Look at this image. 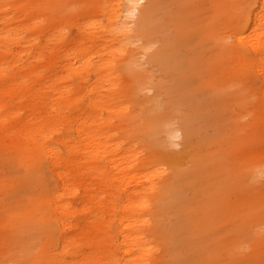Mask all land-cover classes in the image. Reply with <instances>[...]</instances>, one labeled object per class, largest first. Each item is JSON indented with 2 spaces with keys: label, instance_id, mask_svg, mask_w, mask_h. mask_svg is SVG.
<instances>
[{
  "label": "rangeland",
  "instance_id": "1",
  "mask_svg": "<svg viewBox=\"0 0 264 264\" xmlns=\"http://www.w3.org/2000/svg\"><path fill=\"white\" fill-rule=\"evenodd\" d=\"M14 1L7 13L0 12L8 17L0 30L23 37L19 45L0 43L9 67L8 77L0 74V91H11L0 110V264L115 262L110 248L97 245L102 213L91 222L79 211L84 190L104 197L107 210L116 195L117 205L109 211L118 217L119 206L139 196H121L123 183L116 181L104 182L102 189L100 176L85 168L89 151L76 161L61 142L81 140L65 117L94 116L105 122L102 140L122 145L114 157L137 155L135 173L150 178L144 185L153 187L147 196L151 206L143 218L157 253L148 264H264V79L251 53L245 55L254 63L242 64L222 42L226 37L232 44L231 22L246 18L253 0H147L138 16L127 19L134 28L131 38L107 32L111 0H31L30 6ZM96 20L102 33L90 28ZM168 41L171 61L151 58ZM84 46L89 49L82 55ZM98 51L105 59L114 52L116 72L110 75L120 84L109 110L104 108L108 86L98 90L107 71L86 81L64 68L74 56L85 61ZM89 87L96 88V109L87 104ZM174 130L180 131L177 137ZM40 141L67 159L75 195L62 191L48 160L36 166L32 151ZM100 166L111 171L105 162ZM55 201L69 202L76 211L69 217L66 248L58 243L57 218L63 215ZM43 250L51 252L52 262L42 258ZM104 254L110 260L103 261Z\"/></svg>",
  "mask_w": 264,
  "mask_h": 264
},
{
  "label": "bare ground",
  "instance_id": "2",
  "mask_svg": "<svg viewBox=\"0 0 264 264\" xmlns=\"http://www.w3.org/2000/svg\"><path fill=\"white\" fill-rule=\"evenodd\" d=\"M20 1V0H17ZM22 1V0H21ZM112 3L110 5V11L108 12V7H102V2H100L98 7H102L104 11L108 12V25L107 32H112L111 35L118 33V31L122 32V36L126 38H131L134 34V28L127 21L128 18H135L138 16V12L140 9L142 11V5L146 3L147 0H111ZM252 6L248 9V15L246 18H238L236 17L231 22V29H228V37L232 40V44H227L224 38H222V42L225 45L230 46L227 50L232 51L235 54H238V61H241L242 64H253V60L249 59V56L245 55L246 52L251 53L252 56L257 60V64H254V68L256 73L263 77L264 79V0H253ZM4 3V5L2 4ZM26 6H30L32 4L31 0L24 1ZM17 3L12 0H0V12H8L7 7L12 5H16ZM41 10H44L42 8ZM8 17L5 15L0 17V23L4 24V21ZM122 21V27L117 28V25ZM45 19H41L40 23L44 22ZM99 24V25H98ZM235 24V25H234ZM90 28L94 30L96 33V29L100 27L102 30V23L98 22V20L94 21ZM62 26V24H61ZM60 26V29H61ZM125 27V28H123ZM59 30V28H58ZM98 33H102V31H98ZM20 32L17 34H12V31L7 30L5 27L0 30V43L6 46L8 43H12L14 41L18 42V45L22 42L23 37H20ZM63 37V36H62ZM107 39L111 36L106 35ZM173 40V39H172ZM21 41V42H20ZM174 41V40H173ZM20 42V43H19ZM79 46L84 44L82 41H79ZM89 47H85L79 49L84 55L87 53L86 51ZM249 49L250 51H248ZM6 53V52H5ZM5 53H0V74H5L8 77L9 67L5 66ZM176 50L174 48V54ZM110 58L105 59V55L100 56V51L95 52L89 59L82 61V59H77L78 56H74L69 59L64 68L70 72L77 73L84 80L88 81L91 79V76L97 78L100 74L107 71V74L102 75V77L106 78L104 82H101L98 90L105 88L107 85V90L110 92V99L104 102V108L109 110V101L115 99L114 96L117 97V91L119 88L118 77H111L110 71L115 74V58L113 57L114 52L110 51ZM123 54V52L121 53ZM125 55V53H124ZM70 56V55H69ZM99 58L100 64L94 66L93 63L95 58ZM173 57V50L171 43L165 42L163 46L157 50L155 54L151 56V58L156 59V61L164 64L167 61L170 62ZM82 61V63H81ZM177 69L174 66V72ZM9 78L13 81H16L12 76ZM20 81V80H19ZM19 85H25L21 82ZM264 89V87H263ZM96 91L95 87H89L86 90V97L88 101L89 107L98 108L99 104L96 98L92 97V94ZM14 89H12V94ZM11 94L9 90L0 91V110H3L6 106L5 95ZM101 96V94L99 95ZM53 108V107H52ZM1 113V111H0ZM65 124L69 128H76V133L81 140L79 142H74L67 138H62L61 142L63 146L66 148L68 153L74 158V160L79 161L80 152L87 153L89 151L87 164L85 168L90 172V176H100V186L104 189V182H109L114 184V181L118 183H123L119 190L121 192V196H125L128 200L132 199L133 196H139L138 199L130 200L128 204L119 206L122 211L121 215L118 217L117 214L112 213L110 208H113L117 205L116 198L113 195L109 199L110 207L109 210L105 209L103 205L104 197L99 198L95 193L90 192L88 189L84 190V203L80 207L79 211L83 214H87L88 219L91 222H96L99 213H102L100 216L101 222L97 225V229L99 234L97 237L100 241H97V245H101L102 249L106 250V248H110L112 257H116V260L113 264H148L149 257H152L157 253L156 245L154 241L149 237L147 224L148 220L145 218L144 211L150 209V203L147 200L148 193L153 189L152 186L147 187L144 185V179L147 177L146 181H149L148 175H140L135 173L138 169V157L137 155H132L129 157H124L118 153V158L116 159L115 153L116 151H121V144H113L108 141H103L102 136L105 135V125L104 120L100 118V116H94L88 119L78 118L73 120L72 117L64 118ZM59 131V130H58ZM174 137L178 136L179 130H174ZM12 133L11 130H7L6 134ZM1 134V133H0ZM48 135H43L42 137L45 139ZM106 139V138H105ZM32 142L31 144H33ZM0 149L2 147L0 146ZM34 158L38 161L36 166H42L44 160H48L49 164H51L52 174L55 175L57 179V183H60L62 191L71 192L70 195L76 194V189L73 191L69 186V176H70V164L67 162V159L63 157L62 152L56 149V147L50 146L46 143V141L38 142L36 148L32 151ZM105 162L109 165L110 170H106L105 167H101L100 164ZM67 165V168L65 167ZM61 169H65V171H61ZM132 183H135V187L131 189ZM118 191V189H117ZM62 194L60 193L57 197V200H60ZM54 199H52L53 201ZM56 200V201H57ZM54 202L53 206L58 211L61 212L63 216L57 218L58 226L62 230V234L58 239V243L61 242L62 248L67 247V229L71 227L72 223L69 221V217H72L76 211L73 209V205L69 202L65 204H59V202ZM47 202H50V199H47ZM96 205V208L93 211L92 208L89 210V204ZM256 204V202L254 201ZM246 214L253 215V211L250 209L246 210ZM138 216V217H136ZM114 220H118V223H115ZM114 224V225H113ZM146 227V228H145ZM117 229V234H114V230ZM64 241V242H63ZM123 254L122 257H119L120 254ZM46 256V260L48 262H52L51 252H46L43 250L42 258ZM110 256L107 254L103 255V261L110 260ZM111 264V263H109Z\"/></svg>",
  "mask_w": 264,
  "mask_h": 264
}]
</instances>
